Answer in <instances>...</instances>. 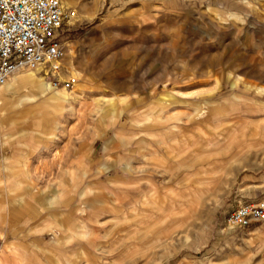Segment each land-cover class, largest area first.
Instances as JSON below:
<instances>
[{"label": "rangeland", "instance_id": "1", "mask_svg": "<svg viewBox=\"0 0 264 264\" xmlns=\"http://www.w3.org/2000/svg\"><path fill=\"white\" fill-rule=\"evenodd\" d=\"M61 2L66 108L0 111L3 264H264L227 223L264 199V0Z\"/></svg>", "mask_w": 264, "mask_h": 264}, {"label": "built area", "instance_id": "2", "mask_svg": "<svg viewBox=\"0 0 264 264\" xmlns=\"http://www.w3.org/2000/svg\"><path fill=\"white\" fill-rule=\"evenodd\" d=\"M75 15L61 0H0V87L20 70L37 69L58 85L57 73L67 52V25ZM262 221L264 199L238 206L227 216L231 226Z\"/></svg>", "mask_w": 264, "mask_h": 264}, {"label": "bare ground", "instance_id": "3", "mask_svg": "<svg viewBox=\"0 0 264 264\" xmlns=\"http://www.w3.org/2000/svg\"><path fill=\"white\" fill-rule=\"evenodd\" d=\"M64 66V69L61 68L60 71H58L57 75L59 77V80L61 81H64L65 83L67 81H65V79H70L71 77H63L62 78L60 77L61 75V72L63 71H68L70 70L71 73H75V69L73 68V62L70 61V60H66L64 59L63 60V64ZM21 71V70H20ZM38 72H41L40 69H37V70H34L28 74H30L31 76V79L30 81H33L36 83V85L38 86V89H37V93H32L31 95L27 96L25 98V101L27 102H39L40 105L41 104H50L54 107L55 111L58 110V106L61 105L62 102H65L66 100H68L71 96H72V93L69 92L68 90V85L65 86V88L63 89H56L53 93H49V91L51 90L52 87L54 88H58L57 86L58 85H55V83L53 82V80H50L47 81L46 78H48L47 74L46 73H43L41 72V74L38 76ZM55 85V86H54ZM57 104V105H55ZM51 107V106H49ZM60 108H63L62 105L60 106ZM61 111H57L56 113H59ZM245 203L242 202V201H239V204L237 205L238 206H242L244 205ZM253 229V231L250 232L249 235H252V233H255ZM260 231V230H259Z\"/></svg>", "mask_w": 264, "mask_h": 264}, {"label": "crops", "instance_id": "4", "mask_svg": "<svg viewBox=\"0 0 264 264\" xmlns=\"http://www.w3.org/2000/svg\"><path fill=\"white\" fill-rule=\"evenodd\" d=\"M30 79H31L30 74H28V73L18 74V72H16V73H14V75H12L11 79L8 81L7 84L0 87V98H2L4 100L3 104L0 105V111L7 110V105H8L6 103V92L7 91L17 92L22 87L28 88V93L23 95L21 98V102H23V103L27 102V101H25V98L27 96L31 95L32 93H37L38 86L36 85L35 82L30 81ZM30 103L31 104H29L30 105L29 107L34 108V109H39V111H40V109H42V110L43 109L44 110L45 109H54V107L50 104H45V105L43 104L42 107H39V105H40L39 102H30ZM65 103H67V101L62 103L63 108H62L61 112L66 108ZM49 106H51V107H49ZM61 112H59V113H61ZM61 116H62V114H61ZM44 122H46V124L48 123L47 120L45 121V118L38 119L37 121H35L33 123V126L35 125L38 127H43V129H44V127H46V124H44ZM45 130H42L39 132L40 139L45 138L46 136H49V135L57 136V133L46 132ZM5 260H6V256L4 255V253L0 252V263L3 264V261H5Z\"/></svg>", "mask_w": 264, "mask_h": 264}]
</instances>
